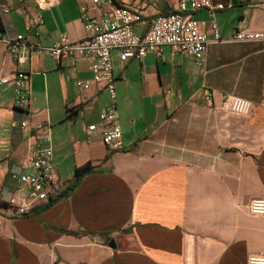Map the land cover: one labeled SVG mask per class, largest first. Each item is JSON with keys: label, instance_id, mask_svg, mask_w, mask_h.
<instances>
[{"label": "crops", "instance_id": "crops-1", "mask_svg": "<svg viewBox=\"0 0 264 264\" xmlns=\"http://www.w3.org/2000/svg\"><path fill=\"white\" fill-rule=\"evenodd\" d=\"M179 1L115 3L143 12L135 27L143 34ZM213 1L225 5L216 13L222 40L202 64L170 46L123 66L112 52L122 150L86 131L111 103L96 85L99 100L84 102L77 80L92 77L87 60L37 54L17 66L0 43V78L33 71L29 111L15 107L13 83L0 82V264H247L264 253V216L249 210L264 197V43L227 40L235 30L264 33V0ZM36 14L44 18L39 36L28 27ZM81 14L80 0H0L3 35L44 45L63 34L85 38ZM194 18L212 34L207 9ZM228 95L250 100L251 114L224 109ZM24 119L29 128L12 127ZM43 122L52 126L54 169L65 187L50 206L52 199L18 215L9 199L17 177L31 171L34 127ZM81 166L90 171L78 178Z\"/></svg>", "mask_w": 264, "mask_h": 264}, {"label": "built area", "instance_id": "built-area-1", "mask_svg": "<svg viewBox=\"0 0 264 264\" xmlns=\"http://www.w3.org/2000/svg\"><path fill=\"white\" fill-rule=\"evenodd\" d=\"M80 2L81 18L87 31L85 38L72 41L63 34L59 42L44 45L32 42L26 34L5 37L0 30V43L5 46V53L17 66L30 64L37 54L50 55L58 63L71 56L87 60L91 65L92 77L77 80L80 93L85 98L84 102L99 100V93L92 91L93 85H96L108 91L111 103L100 111L98 121L90 123L86 131L89 135L99 134L110 150H122L123 131L117 104V76L112 52L118 51L123 66L130 59L142 60L150 52L161 56L164 47L170 46L177 52L187 53L198 64H202L209 45L222 40L216 13L224 9L225 5L213 0H180L175 10L154 17L149 28L141 34L135 27L143 20L142 11L128 5H116L115 0H89L91 6L101 11L93 14L84 0ZM38 6L47 7L43 1H38ZM201 9L208 10L211 35L202 30L194 18V13ZM43 25V16L36 14L28 27L33 28L34 34L39 36ZM227 40L264 43V33L235 30ZM32 74V70L17 68L11 75L0 78L1 83H13L15 107L28 111L31 108ZM223 108L246 116L251 114L253 105L246 98L228 95L223 100ZM69 113L71 115L74 112L69 110ZM12 127L25 129L29 128L30 124L24 119L14 121ZM34 129L38 138L36 148L29 158L31 171L21 173L17 177L19 183L9 199V204L18 215L32 212L36 203L51 200L58 190L65 187L54 169L55 151L50 122L40 123ZM249 210L252 214L264 216V197L252 199ZM247 264H264V253L249 255Z\"/></svg>", "mask_w": 264, "mask_h": 264}, {"label": "trees", "instance_id": "trees-1", "mask_svg": "<svg viewBox=\"0 0 264 264\" xmlns=\"http://www.w3.org/2000/svg\"><path fill=\"white\" fill-rule=\"evenodd\" d=\"M3 29V24H2V20H1V17H0V30ZM90 171V166H81V167H77L76 168V176L79 178L81 176H83L84 174H86L87 172ZM63 193H60L58 196H62ZM57 196V197H58ZM53 199L48 203L47 206H50L52 203H53Z\"/></svg>", "mask_w": 264, "mask_h": 264}, {"label": "water", "instance_id": "water-1", "mask_svg": "<svg viewBox=\"0 0 264 264\" xmlns=\"http://www.w3.org/2000/svg\"><path fill=\"white\" fill-rule=\"evenodd\" d=\"M166 11H170V8L167 7ZM95 238L97 241H105L106 240V236L102 235V234H96Z\"/></svg>", "mask_w": 264, "mask_h": 264}]
</instances>
